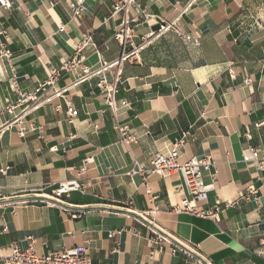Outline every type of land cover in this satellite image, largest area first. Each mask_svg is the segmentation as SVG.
<instances>
[{
	"label": "crops",
	"instance_id": "obj_1",
	"mask_svg": "<svg viewBox=\"0 0 264 264\" xmlns=\"http://www.w3.org/2000/svg\"><path fill=\"white\" fill-rule=\"evenodd\" d=\"M115 1L87 0L81 19L72 17L69 0H16L11 9H0V52L6 46L13 53L11 61L0 59V104L17 99L15 85L33 92L73 57L86 33L106 62L118 60ZM189 1L139 0L167 28L155 34L141 20L132 26V48H145L121 68L116 97L129 107L115 114L94 78L68 95L78 111L74 123L61 99L26 119V127L40 130L24 137L18 127L6 128L12 116L0 115V169L8 168L0 174V264L12 247L25 249L28 237L37 239L38 255L85 246L94 263L264 264L255 254L264 239V170L242 161L249 146L264 153V0ZM83 56L85 65H98L91 48ZM115 71L107 73L109 80ZM246 76L252 84L245 85ZM74 80L64 76L59 86ZM118 122L136 133L130 148L120 142ZM180 142V164L213 159L204 180L215 191L197 208H212L216 195L237 202L218 221L172 212L187 196L176 190L185 185L181 172L149 176L155 205L143 178L126 175L135 161L149 169L155 153ZM89 156L94 164L79 174ZM74 179L83 191L59 202L51 198L60 182ZM249 187L259 191V208L243 198ZM153 219L169 240L162 251L147 242Z\"/></svg>",
	"mask_w": 264,
	"mask_h": 264
},
{
	"label": "built area",
	"instance_id": "obj_2",
	"mask_svg": "<svg viewBox=\"0 0 264 264\" xmlns=\"http://www.w3.org/2000/svg\"><path fill=\"white\" fill-rule=\"evenodd\" d=\"M16 0H0V9L9 10L12 8ZM197 0H190L189 6ZM87 0H69V7L72 17L81 19L86 11ZM134 10L138 13L134 14ZM120 15L121 23L118 26L113 39L117 41L122 49L121 57L114 62H106L102 52L95 44L91 32L83 36L82 41L78 45L75 54L70 59L62 63L59 68H54L51 74L42 82L33 92H23L18 89L17 85L13 87V91L17 94V99L11 101L7 99L4 104H0V115L7 114L12 116V121L6 126L7 129L15 126L18 127L20 136H25L29 132L40 130V127L35 125L26 127V119L34 112L38 111L46 104H50L54 99H61L67 107L68 119L71 123L78 116V111L73 107L68 95L73 88L84 84L94 78H98L96 89L105 98L106 104L115 114L119 108H127L130 103L126 100L118 101L116 97L118 85L121 83V68L124 62L133 56L139 55L144 50L145 44L132 48L133 38L135 37L132 26L140 20L149 25H160L161 28L155 34H161L166 30L165 26L159 17L152 16L145 9H141L139 0H116L113 5L112 16ZM60 31L65 30V26H61ZM153 33V34H154ZM4 34V32L2 33ZM187 42L199 45V42L191 35L179 34ZM91 48L99 56V63L96 67H89L84 64L83 53ZM0 59L11 61L13 53L5 46L1 49ZM116 69L113 80L107 78V73L112 69ZM75 76V80L64 87L59 86L60 80L64 76ZM16 83V82H15ZM245 85L253 83L248 76L244 80ZM57 112H60V107H56ZM264 122L260 125H263ZM119 133L120 142L127 148H130L137 141L136 133L127 125L120 122L115 126ZM182 142L174 145L167 152L159 151L155 153L151 161V167L145 169L135 161L131 169L127 172V176H141L146 185V194L149 201L155 205L157 197L153 194L152 189L148 184V178L151 175H156L161 178H167L175 173L181 172L184 180V186H177L178 193L184 196L179 205L173 207L172 212L179 214L182 212L190 213L201 219H209L218 221L219 216L227 209L237 205L236 201L222 202L219 195H216L215 204L212 208L201 210L197 208V203H205L209 200V196L215 191L213 184H206L204 180L205 173H208L213 166V159L205 157L202 159L193 158L190 161L180 164L179 147ZM55 150V149H54ZM242 161L245 164L258 165L259 169L264 170V153L261 149L252 147L244 148L242 151ZM94 164L92 156L87 157L78 169L79 174H82L85 169ZM8 168L0 169V174L5 175ZM83 191V184L78 180H69L60 182L53 190L51 198L54 201H62L64 197H69L73 192ZM243 198L253 199L257 207H260L259 191L256 188L249 187ZM63 211H66L61 207ZM156 211L157 208H154ZM150 236L147 238L148 245L152 249L162 251L164 248L163 242L169 241L167 236L163 235L161 229L156 224L155 219L148 226ZM115 233H110V238H113ZM28 246L21 249L18 246L12 247V252L9 257L2 259L3 264H112V263H94L88 254V249L85 246H78L71 249H61L49 251L46 255H38L36 251L37 239L34 237L27 238ZM175 252V251H173ZM255 254L259 257H264V239L261 241V247L256 250Z\"/></svg>",
	"mask_w": 264,
	"mask_h": 264
},
{
	"label": "water",
	"instance_id": "obj_3",
	"mask_svg": "<svg viewBox=\"0 0 264 264\" xmlns=\"http://www.w3.org/2000/svg\"><path fill=\"white\" fill-rule=\"evenodd\" d=\"M161 26L160 25H155L152 27V31L153 32H157L158 30H160Z\"/></svg>",
	"mask_w": 264,
	"mask_h": 264
}]
</instances>
